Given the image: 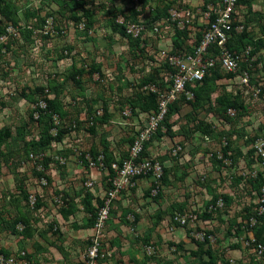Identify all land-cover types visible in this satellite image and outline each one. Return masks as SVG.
Returning <instances> with one entry per match:
<instances>
[{"label":"rangeland","instance_id":"374dc122","mask_svg":"<svg viewBox=\"0 0 264 264\" xmlns=\"http://www.w3.org/2000/svg\"><path fill=\"white\" fill-rule=\"evenodd\" d=\"M6 1L19 23L13 26L0 14V129L11 135L0 148V249L14 264H83L96 230L87 226L90 214L82 210L80 194L85 182L94 183L88 190H96L98 206L108 175L89 164L91 146H99L103 135L115 160L127 153L130 139L150 114L130 106L127 98L146 96L139 88L147 76L162 79L167 54L179 59L193 53L204 28L203 14L220 0H146L143 9L138 0H84L83 8L94 16L88 31L81 9L60 11L61 2L68 0ZM187 10L193 14L189 24L182 16ZM27 11L44 21L25 18ZM235 18L239 33L233 28L232 37L245 33L256 44L235 53L248 84L240 75L225 77L221 65L215 70L224 76L219 91L239 97L245 109L235 107L228 122L212 115L211 103L193 119L184 103L167 119L175 137L164 124L148 141L144 156L157 165L160 177L139 179L112 201L100 230L105 257L98 264H200L208 260L205 251L214 264H264V253L260 256L255 244V232L264 228V0L238 1ZM112 21L125 25L127 37L113 29ZM136 33L147 44L129 39ZM256 46L259 51L251 55ZM75 69L84 70L76 77L80 85L71 79ZM44 98H56L65 113L63 119L53 117L48 134L66 132L48 148L34 149L50 127V121L39 123L36 109L45 108ZM103 106L108 122L97 124V134L91 135L88 116H103ZM201 123L211 125L209 139L193 130ZM226 144L227 157L221 159ZM45 158L50 160L46 169ZM64 200L77 206L67 220L60 214ZM36 203L40 207L35 211ZM22 217L29 220L30 238L13 232L25 230L15 224ZM196 241L204 244L201 252ZM23 255L35 258L28 263ZM5 260L1 255L0 264Z\"/></svg>","mask_w":264,"mask_h":264},{"label":"built area","instance_id":"2783aa9c","mask_svg":"<svg viewBox=\"0 0 264 264\" xmlns=\"http://www.w3.org/2000/svg\"><path fill=\"white\" fill-rule=\"evenodd\" d=\"M236 5L237 0H220L217 8L210 5L203 14L204 28L201 32V39L193 53L179 59H174L167 54L168 66H166V73L161 74L162 79L139 88L146 95L156 96L157 109L147 115L145 125L133 135L132 142L127 150V157L122 163L113 162L111 164V168L115 172V175L109 178L112 187L104 194L103 207L99 209L95 223L96 235L91 239L85 254L82 255L83 264H98L99 258L105 257L104 252L101 250L100 230L102 223L107 218L110 203L116 196L121 191L134 187L139 179L150 174L159 179L160 172L157 165L152 164L150 160L142 156V153L145 143L157 133L161 124H163L168 113V106L179 100L183 95L187 100L193 98L192 92L187 89V86L194 88L220 65L227 71V74L240 75L241 81L248 84L247 75L243 76L241 75L242 71L240 72V55L230 52L227 48V44L233 35L231 34L233 28L236 33H239L237 32L239 27H233L236 22ZM174 15L179 17V14ZM182 16H185V23L187 24H189V20L193 19V14L188 10ZM173 20H175L174 16L171 18V21ZM154 31L157 32V28H154ZM132 35L134 38H138L140 34ZM228 113L233 115L232 110H229ZM102 159V156H100L97 163L89 159V164L104 169ZM85 187L90 189L93 187V183L85 182ZM58 202L61 203L59 200ZM182 223L184 222L182 221ZM257 253L261 256L264 253V247L258 245ZM5 261V264H14L13 258Z\"/></svg>","mask_w":264,"mask_h":264},{"label":"trees","instance_id":"16d2710c","mask_svg":"<svg viewBox=\"0 0 264 264\" xmlns=\"http://www.w3.org/2000/svg\"><path fill=\"white\" fill-rule=\"evenodd\" d=\"M138 1L141 3L142 9H143L146 5V0H138ZM238 1H241V0H237V3H238ZM62 7H66V8L78 7L82 11L83 18H85L87 20V24H85V29L88 31L89 29H91L93 27L94 16L92 15V12H90L88 9L86 10L83 8L84 7V0H68V1H65L63 3L61 2L60 11H61ZM15 11L16 10H14L12 5L10 4V1L0 0V14L5 19L9 20L13 26H17L19 23L18 22L19 18L14 14ZM163 12H166V10H164ZM136 14H138V13H136ZM164 15L166 16L167 14L164 13ZM24 17L25 18H37V20H41L42 22L44 21V20H42V18H39L35 13H31L28 11L25 12ZM73 19L78 20V18H75V17ZM112 27L115 31L117 30L123 37H127V36H125L126 35L125 25H118L112 21ZM176 33H180V32L176 31ZM1 34H3V30L0 31V35ZM177 35H180V34H177ZM129 39L138 43V44L141 42L140 40H138V38L131 39L129 37ZM258 42H259V44L262 43V41H258ZM248 44L253 45L254 47L256 45L255 43H253L252 41H250L248 39L247 34L242 33V34H239L236 36L234 34V36L228 42L227 48L232 53H238L241 51V49H244ZM257 51H259L258 46H256L254 51L251 52V55L255 54ZM241 66H240V69H241ZM91 70L97 71V68L92 66ZM240 72H241V70H240ZM83 73H84L83 69H75L72 72L71 79L75 85H80V82L76 77L81 76ZM236 76H237V74H227L225 77H227L229 79L230 78L233 79ZM223 78H224V76L222 74H220L217 70L213 71L210 76H206L203 79V81L201 82V84L199 86H196L194 88H190L187 86V89H189L192 92L193 100H187L186 97L183 95V96H181V98L179 100H177L176 102H174L168 106L167 116H166L163 124H161V126L163 127L164 124L166 125V127L168 128L167 133L170 137L174 138L175 133L170 132V128L167 125V119L172 114L179 112V110L181 109V106L184 103L190 105L191 112H192L191 118H193V119H195L196 117H198L200 115V113L203 110L202 108H204L206 104H211V103L213 104V107L211 108L212 115L216 116L219 119L228 121V122L231 121V119L228 116L229 110L233 111V109L235 107L245 109V107H243V105H242L243 101L239 97L238 98L231 97L230 94L225 91V89H223V91H219V87L216 84V81L221 80ZM156 82H157V77L155 78L154 76L152 77L149 75L141 81V85L148 84V83H156ZM38 91L43 92V89L42 88L38 89ZM215 93H218V95H217V97L212 99V95ZM139 98L140 99L137 101L135 98H127V101H129L130 106H133V104H135L142 111H145V112H151V111H154L157 109V101H156L155 95L149 94V95H146L144 97L139 96ZM43 100H44L45 108H39V107L36 108L37 111L39 112V123L41 121L45 122V120L50 121V124H49L50 127L46 129V135L45 136L41 137V139L38 140V142L33 143L32 147L34 149L40 148V147L43 149L48 148L49 145L51 144V142L60 141L62 138V133L65 134V132H66V130H63V131L56 132L55 135L48 134L49 129H51V127L53 126V123H54L53 117L58 116L59 119H63V117L65 116V113L63 112L61 105L56 98H54V99L44 98ZM103 111H104V115L99 117V118L88 116L90 118V125L87 128V131L91 135L97 134V124L106 123V121L108 122V120H107L108 109L106 108V106H103ZM79 128H80V126L78 123V126L76 129H79ZM193 130L201 133V135H203V138L209 139V137L213 136L212 135L213 129H211V125H209V124L201 123L200 125L195 126L193 128ZM160 131H162V129H159L156 134H159ZM10 138H11V135H10L9 131H7L5 129H0V148L2 146H5L6 141ZM131 142H132V140L130 139V143ZM147 145H148V142L145 143V145H144V150H143L142 156H145ZM228 146L226 144V146L222 149L223 152H221V159H223L224 157H227L226 154H227ZM204 151H205V153H209L208 150H204ZM88 155H89L90 159L95 163H97V159L100 156H102L103 167H104V169H106L108 171V175L105 176V180L107 181V183L105 185V190H106V192H108L112 187L111 182H109V178H112L115 175V172L111 168V164L113 162L121 164L122 161L127 157V153L123 154L119 160H115L114 156H112V154L110 153V150H109L108 138H106L102 135L99 138V146H96V145L91 146ZM81 156H82V158H81L82 163H84L86 165V167H88V164H86L87 161L84 160V158H85L84 154H82ZM211 156H213V158H214L215 154H212ZM49 161L50 160L48 158H45L43 160L42 167L44 169L47 168ZM219 163H221L220 160H219ZM36 175L39 178H44L46 181L51 180L49 176H44L42 173H36ZM149 176L150 175H148L147 177H149ZM147 177H144V178H147ZM164 177L165 176H163V178ZM123 191H121V192H123ZM19 193H20L22 199L27 202L28 201V195H27V193H25V190L21 186H19ZM82 193H83V198L81 199V205H82L84 211L86 213L90 214V218H89L87 226L93 227L96 223L97 218H98V214H97L98 208L100 209L101 207H103V201L102 202L99 201L98 207L96 208L93 206V198L90 195V193L87 191H83ZM216 200H217V198L214 197V200L212 201V203H215ZM112 205L113 204L111 202L110 208L112 207ZM39 207H40L39 203H36L35 206L33 207V209H35V211H36L39 209ZM64 207L65 208L60 209V214L62 215V217L65 220H67L75 211H77V206L75 204L71 205L67 200H64ZM128 213H129V210H125L123 212L124 217H126V215ZM27 216H29V213L27 214ZM134 218L137 220L138 217L134 216ZM28 221L29 220H25L23 217L18 218L15 221V224L22 225L25 230H23L21 232L13 230V232L17 233L18 235L19 234L24 235L26 238H30L31 234H30L29 230H27V228L29 227L28 223H27ZM255 233H256L255 237L257 238V242L255 243L256 246L260 245V246L264 247V235H263L264 228H262V230L260 229L259 231L255 232ZM205 242H206V240H205ZM195 243L198 246V250H200V252H201L204 244L202 242H197V241ZM204 253H206V255L208 256V260L207 261H201L200 264H214V259L211 255V253L209 251H205ZM0 255H2L4 257V259H7L9 257V253L3 249H0ZM196 255H200V254L196 253ZM263 256H264V254H263ZM33 258H35V256L23 255V259H26L27 261H31V259H33ZM259 263L261 264L260 261L257 262V264H259Z\"/></svg>","mask_w":264,"mask_h":264},{"label":"crops","instance_id":"0c3cea01","mask_svg":"<svg viewBox=\"0 0 264 264\" xmlns=\"http://www.w3.org/2000/svg\"><path fill=\"white\" fill-rule=\"evenodd\" d=\"M193 31H195L194 29H193ZM193 34H194V36H195V39L197 38V36H198V34H195V32H192ZM142 42V41H141ZM143 43V42H142ZM216 71V70H215ZM212 73V72H211ZM211 73L209 74V76L211 75ZM235 78V77H234ZM224 79V78H223ZM222 80V79H221ZM220 80H218V81H216V84L218 85V82H219ZM216 95H218V93H216ZM93 185H94V183H93ZM102 190L104 191L103 193L105 194V192H106V190H105V187L104 186H102ZM85 191H87V192H89L90 193V195L92 196V198H93V206L94 207H98L97 206V201L99 200V199H97V197H94V195H93V193H95L96 192V190H88V188H86V190ZM80 196L83 198V193H81L80 194ZM79 196V197H80ZM103 200V197L101 198V201ZM81 205V204H80ZM81 207H82V205H81ZM82 210H84L83 209V207H82ZM64 219V218H63ZM65 220V219H64ZM1 256V255H0Z\"/></svg>","mask_w":264,"mask_h":264},{"label":"clouds","instance_id":"9594fccd","mask_svg":"<svg viewBox=\"0 0 264 264\" xmlns=\"http://www.w3.org/2000/svg\"><path fill=\"white\" fill-rule=\"evenodd\" d=\"M208 139V138H207Z\"/></svg>","mask_w":264,"mask_h":264}]
</instances>
